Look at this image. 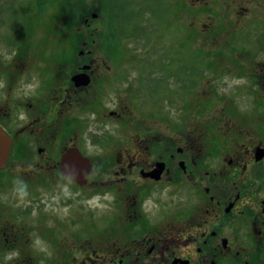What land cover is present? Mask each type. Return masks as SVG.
Masks as SVG:
<instances>
[{"label": "flooded vegetation", "instance_id": "1", "mask_svg": "<svg viewBox=\"0 0 264 264\" xmlns=\"http://www.w3.org/2000/svg\"><path fill=\"white\" fill-rule=\"evenodd\" d=\"M43 1L0 0V14L15 7L34 18L49 10ZM195 1L220 14L240 1L248 10L245 0ZM250 1L264 15V0ZM28 43L16 40L11 56H0V128L12 141L0 172V264H264V69L256 56L236 68L246 81L238 92L259 113L183 130L166 125L164 59L158 73H135L126 84L118 76L126 67L116 72L126 58L37 59ZM74 149L89 160L84 179L64 173Z\"/></svg>", "mask_w": 264, "mask_h": 264}, {"label": "rangeland", "instance_id": "2", "mask_svg": "<svg viewBox=\"0 0 264 264\" xmlns=\"http://www.w3.org/2000/svg\"><path fill=\"white\" fill-rule=\"evenodd\" d=\"M67 2L69 5L66 6V11L62 12L63 5L60 0L56 1V5L54 1H43L44 7L48 6L49 10L43 15L38 14V11L33 12L34 18L25 15L23 11L14 10L17 9L15 7L13 10L0 14V56L3 57L5 54L7 57L11 56L12 52L6 48L10 43L14 44L27 29L31 31V35L21 38H25L33 47L32 55L37 59L76 57L83 49L94 50L95 56L126 58L127 60H119L120 64L116 66L118 69L116 72H120L119 69L122 66L126 67V70L121 72L125 73L124 76L121 74L118 76L123 78L128 76L129 78L125 79L127 84L135 82V73L145 72V70H137L138 65L128 62H134L138 58L137 60L142 59L141 63L158 64L165 53L166 57L177 59V64L173 63L172 69L165 71L166 75L174 74L189 83L192 81L198 84L188 91V95L179 89L172 94L166 93L164 103L166 125L172 126L175 121L182 124L183 130L184 128L189 130L192 128L190 127L192 123H197L196 119H206L215 115L224 117L222 115L224 107L233 106L239 110V120L243 115L254 114L255 116L259 113L260 108L256 114L253 113L249 97L238 92L246 81L234 78V75H230L229 79L217 76L216 74L222 73L221 67L212 61V58L222 62L218 56V50L210 49L208 53V49H204L207 45L212 47L219 43L225 53L233 57L243 53L249 55V58H253L257 51V61L262 62L259 68L264 69V49H262L264 16L256 12V6L252 1L245 0L243 4L248 10H239L238 6H242L240 1L236 2L237 7L232 8L233 12L227 10L226 13L221 14H218L214 7L215 12L210 13L211 9L208 5L207 10L201 9L200 6L205 3L195 0H66L65 4ZM208 3L210 4L211 1ZM76 4H79L76 9L72 8ZM55 8L59 10L58 16H56ZM88 12H90L89 15ZM73 13H77L74 14L77 18L81 13L84 24L78 30L77 24L71 23L69 27L74 29V32L69 30L67 25L65 26L68 18L73 17ZM98 13L101 17L106 15L108 24H104L105 17L101 19L92 17V14ZM86 14L88 23L84 21ZM114 24L118 33L117 40L120 38L126 40L123 48H108L101 42L107 39L109 31L114 29L109 27L105 29V27ZM204 30H210L212 35L204 37L206 34L200 33ZM125 32L127 38L123 37ZM133 32L135 36L130 35ZM228 43H232L233 47L222 48L227 47ZM145 67L151 70L158 66ZM240 71L242 70H236V73ZM165 86L168 88V81ZM135 91L131 88L129 93H135ZM146 94L151 96V92ZM107 95L110 94L107 93ZM260 96L259 93L258 97ZM259 100L264 101V99ZM167 131L170 130L167 129ZM88 148L99 152L87 145ZM99 200L100 198L94 197L91 201H86V207H94ZM56 212L58 215L64 214V211Z\"/></svg>", "mask_w": 264, "mask_h": 264}, {"label": "water", "instance_id": "3", "mask_svg": "<svg viewBox=\"0 0 264 264\" xmlns=\"http://www.w3.org/2000/svg\"><path fill=\"white\" fill-rule=\"evenodd\" d=\"M84 78H86L85 75H78L75 77L76 80H84ZM10 147V139L0 129V170H2L7 163ZM62 160L65 175L74 173V176L83 177L82 179H84V173H86V170L88 171L89 164L88 160L81 157L77 150H70Z\"/></svg>", "mask_w": 264, "mask_h": 264}, {"label": "trees", "instance_id": "4", "mask_svg": "<svg viewBox=\"0 0 264 264\" xmlns=\"http://www.w3.org/2000/svg\"><path fill=\"white\" fill-rule=\"evenodd\" d=\"M78 10V9H77ZM75 12V11H74ZM74 14H77V13H73V17H71V18H68V20H67V22L65 23V26L67 25L68 26V29L69 30H72V28H70L69 27V25L71 24V23H73V22H75L77 25H76V27L78 28V30H79V28H82L83 27V18H81V13L79 14V18H77V15L75 16ZM88 14H89V12H88ZM99 14V13H98ZM87 14L85 15V19L87 18ZM103 17H105V20H104V24H108V22L106 21V15H103L102 17H101V14H99V18L101 19V18H103ZM58 19H59V17H58ZM115 26V24L113 25V26H106L105 27V29L107 28V27H109L110 29H112V28H114L113 30H110L109 31V33L107 34V39H105V40H102L101 42H103L108 48H112V47H115V48H123L124 46H125V44H126V40H124V39H119V40H117V35H118V33H117V29H116V27H114ZM201 30H202V28H201ZM73 32H74V29L72 30ZM79 32V31H78ZM126 33V32H125ZM200 33H205L206 35L204 36V37H209L210 35H212L211 34V32H210V30H204L203 32L202 31H200ZM130 35H133V36H135L134 35V32L133 33H130ZM126 37L127 38V33L126 34H124L123 35V37ZM228 46L227 47H222V48H225V49H227V48H231V47H233V45H232V43H228L227 44ZM216 50H218L217 51V53H218V56H219V58L220 59H222V60H228V59H230L231 58V54L229 55L228 53H225L222 49H221V47H219V49H216ZM216 50H214V51H216ZM208 53H210V51H208ZM119 57H121V56H119ZM162 59H164V60H169L170 58H168V57H166V56H163V57H161ZM215 62L219 65L220 64V62L217 60V59H215ZM174 63V60H171L170 59V62L169 63H166L165 65L167 66V64H173ZM189 89V87H187V86H182V90H188ZM207 128H211L210 126H207Z\"/></svg>", "mask_w": 264, "mask_h": 264}]
</instances>
